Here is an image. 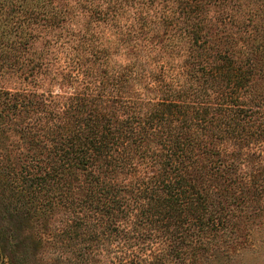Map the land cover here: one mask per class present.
Instances as JSON below:
<instances>
[{
  "label": "trees",
  "instance_id": "1",
  "mask_svg": "<svg viewBox=\"0 0 264 264\" xmlns=\"http://www.w3.org/2000/svg\"><path fill=\"white\" fill-rule=\"evenodd\" d=\"M23 1L25 18L51 21L59 12L45 8L42 0ZM71 1L64 0L68 13ZM74 1L118 29L117 44L126 48L129 60L114 75L110 100L125 116L106 115L81 97V117L66 136L72 143L61 153L63 163L50 162L45 169L41 160L32 159L18 185L0 170L1 192L16 210L45 213L53 208L54 196H70L71 181L65 180L80 168V192L87 195L83 205L107 214L111 223L129 207L140 216L136 225L164 230L169 249L149 258L153 264H166L168 258L182 264L234 258L224 248L237 239L240 216L230 206L241 207L248 194L254 199L264 190V166L255 160L264 144V0H159L168 7L159 20L157 13L151 19L133 10L134 0ZM8 25L0 27L10 31ZM164 45L182 56L177 70L170 62L173 55L161 60ZM8 95L37 98L36 92L0 88V104ZM9 120L0 114L1 132ZM26 130L35 157L40 144ZM137 163L156 165L154 173L140 179L132 170ZM111 231L118 233L119 225ZM133 256L126 264H146L144 257Z\"/></svg>",
  "mask_w": 264,
  "mask_h": 264
},
{
  "label": "rangeland",
  "instance_id": "2",
  "mask_svg": "<svg viewBox=\"0 0 264 264\" xmlns=\"http://www.w3.org/2000/svg\"><path fill=\"white\" fill-rule=\"evenodd\" d=\"M42 1L45 8L55 7L59 11L51 21L42 17L25 18L23 0H0V24L5 22L10 28L8 31L0 27V88L12 93L37 94V98L2 96L5 103L0 104V114L10 119L1 125L3 132L0 130V170L6 173V180L16 185L20 183L21 171L32 159L41 160L45 169L52 165L50 162L55 166L63 163L61 153L72 143L66 136H71L81 117L78 113V104L84 101L81 97L93 101L106 115L125 116L110 100L114 75L117 70H125L129 60L126 48L117 44L118 29L114 23L89 13L87 6L74 0L69 13L64 0ZM132 4L133 10L147 13L148 18H154L157 13V20L161 13L163 19L168 8L159 0H134ZM168 6L175 9V3ZM88 21L91 30H86ZM163 30L161 26L160 34ZM163 48L158 49L161 60L164 54L173 55L170 62L177 70V65L183 63L182 56L175 55L167 45ZM74 97H80V102L73 101ZM29 98L35 102L28 104ZM71 106L75 107L69 109ZM25 128L31 129L30 134L34 133V139L39 141L40 154L35 157L28 149L30 143L25 134L29 130ZM61 143L63 146L59 147ZM54 151H58L56 155ZM258 152L259 158L255 160L264 166V144L257 148L256 155ZM49 156L53 157L51 161L46 158ZM155 167L137 163L132 170L140 179H147ZM76 171L70 180H65L71 181L70 196L59 199L61 195L55 194L53 208L45 213L16 210L0 187V264H126L133 255L136 260L144 257L146 264H153L149 258L167 248L164 230L136 225L140 216L129 207L111 223L107 214L83 205L87 195L80 192L83 176L80 168ZM3 189L7 195L9 189ZM248 196L241 207L230 206L240 216L236 218L237 239L224 244L234 258H213L203 264H264V190L254 199L252 194ZM231 200L234 202V197ZM113 224L119 225L118 233L111 231ZM128 236L135 238L129 241ZM168 260L166 264H182L175 258Z\"/></svg>",
  "mask_w": 264,
  "mask_h": 264
}]
</instances>
